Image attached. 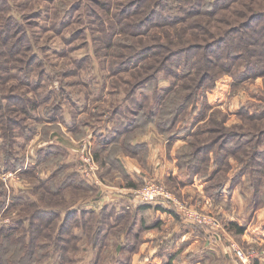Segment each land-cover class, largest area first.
<instances>
[{"label":"rangeland","instance_id":"374dc122","mask_svg":"<svg viewBox=\"0 0 264 264\" xmlns=\"http://www.w3.org/2000/svg\"><path fill=\"white\" fill-rule=\"evenodd\" d=\"M1 1L9 6L10 15L24 23L29 33L25 45L28 50L25 51L24 61L17 62L18 66L13 68L12 79H7L6 82L0 84L3 90H11V94L19 95L20 98L27 101L31 100L37 106L35 110L32 109L26 114L22 112L15 114L19 118V126L16 128L17 142L10 147L17 150L21 158H25L31 150L39 149L42 143L40 144L38 140L55 143V140L50 136L48 140L45 139L44 135H47L48 129L60 127L62 130L61 125H63L64 130L70 136L65 133L62 140L66 137L65 141L73 142V135H76L77 130H85L86 135L91 134V131L100 133L107 123H110L115 129L117 127L115 125H122L129 119L135 120L132 112L138 109L143 112L152 111L158 115L164 98L172 87L173 90L176 89V78L173 75L166 76L164 73H158L161 81L157 93H155L156 90H153L155 84H151L150 87L139 88L137 93L130 97L129 91L135 80L138 79L137 74L140 72L138 69L135 71L132 69L135 68V65H140L143 68V65H148L152 60L148 62L146 60L145 63L139 62L140 64L132 63L127 69L128 71L114 74L115 70L121 68L120 63L126 55H130L134 51H142L144 47L154 48L166 45L167 35L172 36L170 40L175 43L177 48L192 43L202 45L211 41L214 35H223L224 32L231 29V27L227 29V25H238L252 12L263 11L264 13V0H150V5L156 1V4L151 6L152 10L159 11V4L161 7V18L157 20L158 25L154 26L144 20L140 22L142 32L138 33L137 30H132L129 34H120V31H115L117 27L121 29L131 21L144 19L143 16L137 14L143 9L141 8L143 6L135 5L139 0ZM171 15L176 17H171ZM149 17H152V14ZM263 17L259 22L260 25L264 24ZM170 18L174 19L173 23L168 22ZM184 29L189 30L187 34L183 33ZM143 55L141 54L139 58L142 59ZM26 63L32 64L30 72L27 73L23 70ZM21 68L23 69L21 70ZM144 72L146 70L140 73ZM11 88L15 91H12ZM178 90L180 92L172 94L171 97H177L181 93L183 95L184 92L181 89ZM225 91L227 92V115L219 106L213 111L208 109V105L210 108L212 107L209 98L215 105H220L222 102L219 101V97ZM201 95L207 99L204 100L201 96L200 101L196 104L198 105L196 107L199 108L198 111L192 112L190 108L189 112L184 111L175 127L176 130L182 132L180 128L187 125L192 119L195 120L196 116L200 114L201 108L203 109L202 114L197 119L205 117L207 123L204 126L201 125L199 129L201 127L232 129L246 122L244 115L245 117L259 116L264 108V76L237 83L233 76L225 75L217 81L216 87L203 91ZM118 107L120 114L115 117V121H111L110 116ZM212 118L214 119L211 120ZM51 120H56L59 123L49 122ZM261 121H263V126L260 128L263 129L264 119ZM246 129L254 130L252 127ZM84 137L83 144L89 142L87 137ZM217 137V134L205 133L196 138L191 136L189 140L191 142L198 139L202 144ZM57 142L59 141L56 140ZM91 144L94 147L92 142ZM8 150V145L0 137V184L6 193L8 188L2 175L11 171L7 167V162L13 160V156L8 153ZM48 159L49 157H46L48 163L46 162L44 170L50 174L56 171L58 165L55 162H49L54 158ZM229 162L231 163L230 173L228 172L224 179L221 178L222 176L213 178L209 185L220 183L224 185V183L228 184L230 181H234L231 178L233 176L231 172L239 169L240 164L235 158H230ZM97 172L101 173V166ZM12 181L17 182L18 179L13 178ZM24 183L25 190L21 195L28 200V203L36 199L39 201L42 196L43 203H48L54 209L61 211L63 215L69 209L72 201L79 197L76 194L78 193L76 188L65 190L61 196H54L47 183H44L34 173L30 174ZM258 184L259 193L255 199L256 207H264V176ZM169 190L179 200L186 202L180 199L177 193ZM13 203L12 198L10 201L5 198V205L0 212V230L22 220L25 224L23 225L25 228H22L31 231V237H34L37 231L33 228L30 229L29 218L31 215H35L33 214L36 213L35 207H29L27 203L22 207H16ZM189 205L221 219L212 212ZM125 216L117 219L115 218L116 214L112 212V215L108 214L106 223L98 226L102 216L95 212L84 214L87 233L77 228L72 221L79 218H74L68 224V230L63 231V238H60L62 241L64 240L62 246L67 250L62 263L61 253L54 248L58 236L57 228L62 222V217L52 224L47 223L48 218H38L39 220L35 221L36 226H47L42 227L41 236L35 239L36 242L34 241L38 245L34 259L29 258L28 249L24 248L25 242L23 243L21 240L20 229L14 232V241L4 242V257L11 259V262L19 260L22 264H137V257L134 253L138 248L132 253L128 252L129 242L127 243L125 231L129 221L127 215ZM5 219H9V221L5 222ZM37 229L41 228L37 227ZM74 234L79 236L80 240L74 241ZM95 238L99 242L94 246ZM65 240L70 242L66 243ZM2 241L3 239L0 237V242ZM135 243L136 245L141 244L139 241ZM59 245L61 244L59 243ZM241 248L247 252L252 247ZM143 259V257L140 258V260ZM239 264L243 263L239 260Z\"/></svg>","mask_w":264,"mask_h":264},{"label":"trees","instance_id":"16d2710c","mask_svg":"<svg viewBox=\"0 0 264 264\" xmlns=\"http://www.w3.org/2000/svg\"><path fill=\"white\" fill-rule=\"evenodd\" d=\"M149 2L150 0H139L137 3H135L136 6L138 4L143 6L141 7L143 8L141 9L142 11L137 13L139 16L144 17L143 20L131 21L130 23L125 24L121 29L117 27L115 31H120V34H129L132 30H137L138 33L142 32V29H140V22L144 20H147L149 24H154V26H157V20L161 18V7L159 4L158 6L160 10L154 11L152 10L151 6H154L156 1L153 5H150L151 3ZM0 8H2L0 9L1 84L6 82L7 79H12L15 69L14 67L18 66L17 62L19 63L20 61H24L23 58L26 56L25 51L28 50V47L25 45L27 44L29 33L23 22H20L19 19L9 14L10 9L6 3L4 4L3 1H1ZM151 14L152 17H149ZM263 14V11H256L248 15L247 18L245 17L246 15H244L246 21L242 20L240 23H238V25L235 26L232 24L227 25V29L230 27L231 29L224 32L223 35L212 36L211 41L202 45L200 43H192L177 48L174 45L175 43L171 42L170 40L172 36L170 37V35H167L166 39L168 41L165 42L166 45L163 44V46L154 48H150L151 46L144 47V50L142 51H134V53L123 57L125 59L120 63L121 68L115 70L116 73L114 74H120L128 71L127 69L132 63L140 64L139 62L145 63L146 60L147 62L152 60L148 65H143V68L140 67V65H135V68L132 69L133 71L138 69L140 72L146 70V72L143 74L139 72L137 74L138 79L135 80L132 89L129 91L130 97L134 96L139 88L150 87L151 84H155L153 90H156L155 93H157L159 89L158 86H160L161 81L158 73H164L166 76L173 75L177 80H175L176 89L173 90L172 87L170 92L164 98L158 115H155L152 111L143 112L141 109H138L132 112L135 120L129 119L122 125H115L117 127L114 126V132L109 134L108 138L103 141V143L99 142L97 143L98 145L96 144L97 146L95 145V147H93L94 155L97 158V161L99 160L101 165L106 163L105 160L101 159L100 157L103 144L115 145L122 136L135 130H140V127L149 123H153L166 137L175 138L180 132V130H176L175 127L179 122V118L183 112H189V108L192 109V112L198 111L199 108L196 107L198 106L196 104L201 99V93H203L205 90L207 91L216 87L217 81L221 77L225 75H231L234 77L237 83H243L258 76H264V24L260 25L259 23L262 21ZM174 16L175 15H171V17ZM168 22L173 23L174 19L170 18ZM188 31L187 29H184L183 33L187 34ZM109 46L111 47L112 45L110 44ZM141 54H144L142 59L139 58ZM31 68L32 64L26 63L25 68H21V70L23 69L24 72L27 73L30 72ZM178 89H181L184 92L183 95L181 93V95L177 97H171L172 94L180 92ZM12 91L15 90L12 89ZM202 98L204 100L207 99L205 96H202ZM36 107V104H34L31 100L27 101L22 99L19 95L11 94V90L5 91L0 87V137L6 143V145H8V153L13 156V160H8L7 162L8 169H19L24 165L25 162V158H21L19 156V152L17 150H13L10 147L14 146V144L17 142L16 128L19 126V118L15 114L18 112L26 114L32 109L35 110ZM207 108L211 109L210 105H208ZM202 111L203 109L201 108L200 114L196 116L195 121L204 122L197 126L195 129L196 131H194L191 135L192 138H196L197 136L205 133L217 134L218 137L202 144L198 139L191 142L189 140L190 143H188L179 156L180 165L182 167H188L193 174L204 173L209 169L211 157H213V162L218 169V172L215 175L220 177L222 176L221 178L224 179L228 172L230 173V158H235L236 161L239 162L240 168L232 179L234 182H237L241 176H246L248 184L255 190L256 199V196L259 193L258 182L261 181L262 177L264 176V128H260V126H263V121L261 120L264 119V108L262 109V112L259 114V116L250 115L245 117L244 115L246 122L232 129H224L221 127H201V129H199L201 125L204 126V124L207 123L205 117L197 119L202 114ZM118 114H120L119 107L114 109L112 115L110 116V120L115 121V117ZM191 114L192 113L190 112V115ZM213 119L214 118L211 120ZM49 122L57 123L58 121L51 120ZM248 127H252L254 130L246 129ZM174 130L175 132L173 133ZM61 131L62 130L60 127H56L51 130L48 129V133L47 135H44V137H46L45 139L48 140L49 136L51 137V135L61 133ZM77 131V138H82L85 134V130ZM53 145L54 146L50 145L49 147L46 146L39 151L40 161L44 167L47 162L46 157H49V159L54 158V160L49 162H55L58 165L54 174V179L46 182L50 192L54 196L58 197L63 194V190L65 188L73 184L78 183V185L86 187V183L79 177L77 173H73L71 175L66 174V165L62 164V154L56 153L58 145H55V143ZM124 146L126 147V150H130V144L127 142V138L124 142ZM33 173H35V167L30 166L24 175L28 177ZM207 179H209V181L212 180L211 178H206V180ZM222 186L223 183L216 185L213 184L208 185L207 189L211 195H218ZM5 198H7L6 190L3 189L2 184H0V212L5 205ZM12 200L16 207H22V205L25 203H27L29 207H35L34 211H36V213H33L35 215H31L29 218V224L30 229L33 228L37 232L34 237H31V231L28 229H23L25 228L23 226L25 224L22 220L13 223L7 228L1 229L0 237L3 239V241L0 242V264H22V262L19 260L16 262H11V259L9 260L7 257H4L5 253L3 252L5 249L4 242L10 243L14 241V232L18 231L19 229L22 232L21 240L23 243L25 242L24 248L27 247L29 258L33 260L38 248L37 243H35V239H38L41 236L43 231L42 227H44L43 225L36 226L35 221L39 220L38 218H48L49 220L47 223L52 224L55 220L61 219V217L62 222L57 228L58 236L56 238L54 248L56 251L61 253L60 259L62 263V261L65 260V252L67 251L66 248L62 246V242H64V240L62 241V239H60L63 238V231L68 230V224H70V221H72L74 218H79L73 220L72 222H74L77 228L82 230L84 233L85 231L87 233V222L84 221L85 218L83 215L94 212L90 210H69L63 215L61 211L54 209L51 205H48V203H43L44 199L42 196L39 201L36 199L31 203H28V200L22 195L13 196ZM140 207H144L146 209L156 208L157 210H166L163 207L154 205H142ZM112 212L114 211L108 209V207H104L101 212L98 213L100 216H102L101 222H99L98 226L100 224L106 223L108 214L112 215ZM115 218L120 219L117 216ZM37 227L41 228L42 230L37 229ZM224 230L225 231H222L221 233V238H224L225 233H229L233 237H238L246 232V227L241 226L238 223H231L230 225H224ZM129 231L130 227L128 226L125 231V237L128 235V252L131 253L135 243L131 238H129ZM68 240H65V242H70ZM73 240H80V237L74 234ZM97 240V238L93 240L94 246L95 243L99 242ZM17 241L20 242V240ZM59 243L61 245H59ZM20 260L22 261V259ZM27 262H30V260H27ZM255 264H257V261H255Z\"/></svg>","mask_w":264,"mask_h":264},{"label":"crops","instance_id":"0c3cea01","mask_svg":"<svg viewBox=\"0 0 264 264\" xmlns=\"http://www.w3.org/2000/svg\"><path fill=\"white\" fill-rule=\"evenodd\" d=\"M219 99L222 103L215 105L209 98L211 111L219 106L227 115V92H223ZM203 122L192 119L180 128L182 132L175 138L166 137L153 123H149L140 130L122 136L115 145L103 144L100 157L106 163L101 165L98 160L101 166L100 184L85 181L77 171L79 150L84 136L95 147L114 132L113 127L107 123L100 133L91 131L86 135L85 132L80 139L73 135L72 142L65 141L66 137L62 140L65 133L67 136L70 134L61 125L62 133L51 135L58 145L56 153L62 154L66 174L77 173L87 185L83 187L76 183L63 190V193L74 188L78 190L76 194L79 197L72 201L67 211L90 210L100 213L104 207H108L118 218L127 215L129 237L133 242L141 243L136 245L134 242L132 248V252L136 248L139 250L134 253L137 264H239L233 250L234 243L246 249L257 248L261 253L257 264H264V207H256L255 190L248 184L246 176H241L237 182L224 183L218 195H211L207 189L211 181L206 178L217 177L218 169L213 157L209 169L204 173L193 174L188 167L180 165L181 152L188 145L193 131ZM126 138L130 150L124 146ZM56 140L59 142L56 143ZM38 142L42 143L39 149L31 150L25 157L24 165L16 169L20 176L17 182L11 184L12 198L25 190L24 182L28 177L24 173L30 166L35 167L34 174L43 182L55 177V172H45L39 153L40 149L54 142ZM237 171L231 172V178ZM148 180L160 182L187 203L218 215L224 225L238 223L245 226L246 232L238 237L225 233L224 238L214 239L209 231L183 221L170 210L140 207L135 190ZM141 257L144 259L140 260Z\"/></svg>","mask_w":264,"mask_h":264},{"label":"built area","instance_id":"2783aa9c","mask_svg":"<svg viewBox=\"0 0 264 264\" xmlns=\"http://www.w3.org/2000/svg\"><path fill=\"white\" fill-rule=\"evenodd\" d=\"M82 149L79 156L77 171L83 179L89 183L100 184L98 161L94 155L92 144L89 142L82 143ZM19 171L11 170L2 175L3 181L6 183L7 199L11 200V184L13 178L19 180ZM135 197L139 206L154 205L163 207L166 210L173 211L183 221L190 223L195 227H200L209 231L214 239H221L224 223L221 219L210 213H205L179 200L167 187L161 185L157 181L148 180L142 188L135 190ZM9 219H5L8 222ZM233 250L236 257L243 264H255L261 258V253L257 248L252 247L245 252L239 245L233 244Z\"/></svg>","mask_w":264,"mask_h":264}]
</instances>
